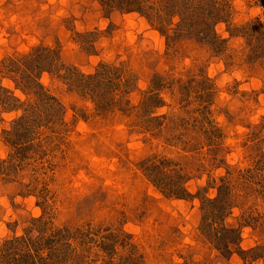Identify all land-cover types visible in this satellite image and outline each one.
I'll list each match as a JSON object with an SVG mask.
<instances>
[{"label": "rangeland", "instance_id": "1", "mask_svg": "<svg viewBox=\"0 0 264 264\" xmlns=\"http://www.w3.org/2000/svg\"><path fill=\"white\" fill-rule=\"evenodd\" d=\"M224 7L223 47L184 40L173 52L154 21L98 0H0V69L45 48L50 71L37 77L60 104L34 114L13 73L2 78L19 101L0 106V243L49 222L71 231L69 264H264V51L242 35L264 5ZM158 86L161 106L148 101ZM224 181L218 226L239 230L247 255L223 258L202 229Z\"/></svg>", "mask_w": 264, "mask_h": 264}, {"label": "trees", "instance_id": "2", "mask_svg": "<svg viewBox=\"0 0 264 264\" xmlns=\"http://www.w3.org/2000/svg\"><path fill=\"white\" fill-rule=\"evenodd\" d=\"M98 1L106 10H109V12L121 11L125 14L138 13L145 16L150 21H154L159 27V31L166 37L168 47L173 50V52H176L177 46L180 48L182 47V44L180 45V43L184 40L186 42L194 41L195 43L203 45H214L217 50L218 48L223 47L226 43V40L222 39L216 30L217 25L222 22L226 23L228 18L226 8L224 7L225 0ZM257 1L259 4L264 5V0ZM229 29L230 30L228 31L233 34L231 27ZM235 35L237 34H234V36ZM242 35L250 37V44L252 47L256 48V50L260 49V51H264V23H262V21L258 20L250 25L244 26ZM242 35L239 34L238 36ZM45 55V48L43 49L39 47L27 55H16L15 57L10 58L9 62H5L10 64L11 69H9L8 66L0 69V106L6 105V107H10V105L12 106L14 104L15 99L16 101L18 100L13 96L8 97L7 95H4V93L8 94V90L3 87L2 78H6L5 75L8 73H13V76L11 77L12 81L17 85L19 90L28 96V100H26L27 102L25 104L31 107V111L35 110L34 114L38 109H44L46 112L51 111L56 115L59 113L60 104L58 100L47 92L37 77L44 72L50 71ZM257 57L263 58L264 53L257 52L256 58ZM32 64H35V68L28 72L27 67L29 68ZM24 68H26V72H23ZM21 74H24L25 83L28 84V88L19 86L18 78ZM14 75H17L18 77ZM159 82H162L161 87H163V76L155 75L153 78V86H156ZM161 87H152L150 100L148 101H157L158 98L160 106L164 103L163 100L159 99L157 94L161 91ZM204 90L209 92V89H206L205 87ZM29 96H32L33 98L31 99ZM37 101L40 102L38 107L35 104ZM28 117L29 113L28 116L22 117V120L20 121H23L24 118L27 119ZM46 117L49 119L48 121L52 120V123L54 122V117ZM32 145V147L36 148L34 144ZM35 151L36 155L40 153L38 150ZM148 169L150 171L149 174H153L154 171H157V169L152 168V166H148ZM159 172L163 173V171ZM252 172L249 171L247 174L244 173L242 175L245 176V178L242 177L247 179L253 174ZM162 177L168 179V176L166 175ZM152 180L153 183L156 184L158 182V176H153ZM223 183L224 185L218 190V197L215 199L207 198L202 204V209L204 211L202 217V229L210 235V238L215 240L217 243L215 246L216 250L221 253L223 258L235 253L247 255L248 253L242 251L239 247L241 241L240 231L236 228L218 226V222H224L227 218L226 216L229 214L227 204H229L230 201L231 188H229V182L224 181ZM157 187H160V185H157ZM245 189H248L247 184ZM34 222L35 224L37 223L36 221ZM38 231H40L39 233L41 234L39 238L34 239L31 236V230H28V234L22 237H15L0 243V264H69L72 262L75 255L73 254L74 242L71 231L68 228L57 229L54 225L47 222L44 223L42 227L39 226ZM229 236H233V240L227 242L226 238ZM221 242H223V245L225 246L224 248H221ZM224 253L227 254V256H225ZM114 254H116V251Z\"/></svg>", "mask_w": 264, "mask_h": 264}]
</instances>
